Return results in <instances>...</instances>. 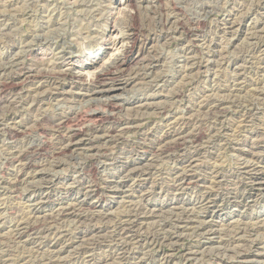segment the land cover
I'll use <instances>...</instances> for the list:
<instances>
[{
  "label": "rangeland",
  "instance_id": "1",
  "mask_svg": "<svg viewBox=\"0 0 264 264\" xmlns=\"http://www.w3.org/2000/svg\"><path fill=\"white\" fill-rule=\"evenodd\" d=\"M184 1L185 0L183 1L182 0H132L133 4L131 5L128 3V0H0V67L7 64V59H8L10 61L11 60L21 61L23 62L26 68L28 67L33 68V67L38 66V68L43 69L42 66L40 65H43V63L46 65L48 64L52 65L54 63H58L60 62L59 57H63V55H65V58H68L69 60H74L76 62L78 61L77 65L79 66L82 64L85 66L86 65L88 66L89 64H91L92 59L95 60L94 57L97 55L98 57L96 58V60L107 57V54L104 55V50L102 49V47H104L103 46L104 41H102L103 40L102 38L104 36L108 37V35H110V30H112L113 28L112 22L115 21L114 19L116 20L118 19L116 21L117 22V25H116L117 33L119 34L121 33L122 35L123 34L125 35L126 33L128 34V31H127L128 27L126 24L132 23L131 16L129 15L130 12H134L138 14V16L140 15V19H144V17L147 15L148 10H150L152 6H156V7L158 6L157 8L162 7L163 11H165V13L163 12V15L165 18L163 22L154 21L153 26H149V29L152 31V33L148 29H146L145 32L141 31L138 33V43L128 57L129 63L127 65V72L124 75V77L121 78L120 81L116 82V85L118 88L117 90H115V94L118 95L119 99H121V101H123L124 103V109H122L121 112L118 111V113L116 114L117 116H120L122 122H125L127 121V119L131 120V118H127V117H132L133 114L135 116L136 115L135 112L138 109L139 117H137V121L139 122H137L136 126H137V129L139 130L137 131V129H135L134 131L126 134L127 137L125 135L127 139L124 138L125 141L119 144L116 147V149L113 150L114 152L113 157L115 158V160L111 158L113 160L112 161L110 160V157H109L108 162H106L107 164L106 163L100 164L101 172H100V175H98V177H95L91 174L84 173V167L86 166L85 164H87V159L84 158L86 157L84 156L85 155L84 154L81 156V158H78L76 160H73V161L66 160V166L57 168L56 170L52 167H49L51 168L50 170L52 169L54 170L50 171L49 176H47L45 180L42 178L38 179V178H33V177H31L30 179L29 178L30 176L27 173L21 174L18 180L17 170L19 166L17 165L18 163L15 164L12 161L8 160L10 159L9 157H11L10 153L13 151L14 148L25 149L30 144L34 146H37V145L39 146L40 138H38V136H36V134L34 133V131L36 132L35 127L37 125L35 123H30L28 124L29 127L31 124H34V125H32L31 130L28 131L27 134H24L17 139H12L11 135H9V131H12L14 127L17 128L18 126L22 125L19 122H23L24 120H27L29 118V115L27 114H28V110L31 109V104L25 103L26 105L25 104L21 105V107L18 110L16 109L13 110L14 108L11 107L10 102H12L11 101L12 99L16 98V95H17L16 93L19 92L18 89L15 91L13 89L2 90L0 86V120H1L0 136H2L0 137L1 142H2L0 144V218L3 220V223H4L2 224V220L0 219L1 220L0 221V226H1L0 254L4 252V249L6 250L12 245V240H13V236L15 233L14 226L16 225L17 221L22 220L24 222H27V221L30 222L29 221L30 219L31 221H34L33 218H35V214L33 212L35 209L37 210L36 216L41 215L40 217H43L45 215H50L52 213H55L59 209L65 208L66 206L70 207L68 206L69 204L70 205L77 204V203L79 204V202H83V201L87 205L96 206L97 207L96 210L102 213L109 212V214H111L114 219L112 220L113 222L116 221V219H119L121 215L125 214L127 203L130 200L134 202L137 201V203H139L140 201L141 205H144V206L160 207V208H163L164 210L166 209L165 212L168 214L163 220H168L169 218L167 219V216H169L170 213L173 212L171 210L173 206L180 207L184 205L186 209H187V206L189 210L191 208L194 209L196 206V203H198L197 199H199V197L201 196L200 193H202V191H205L204 189H206L207 187L206 191L211 190L210 192L212 193V198L215 203H212L211 208L207 210L208 212L206 211L207 213L206 217L208 218L207 220H212L210 222L214 223L213 226H215L216 228H220L221 230L223 227V229H225L224 227H226L227 224H230L231 222H233V220L234 222L235 221L238 222L239 219L242 221V223H245V224L247 222H250L248 225L251 226L252 222L253 223L257 222V218L258 219L264 218V191L260 189L261 184L257 182L258 179L261 178L264 174V172H261V170L264 171V156H263L264 151L262 154H259L257 157H254L252 155L253 148L256 151L262 152L261 149H258L256 142H257V138L264 137V134H263L264 133L263 132L264 123H262L264 122V107H261L259 109L252 108V106L256 105V103L259 101V97L253 94L254 89L256 88L255 85H260L261 87L264 86L263 85L264 84V77H263L264 76V60H263L264 59V37L263 36L264 35L257 33L258 31L255 30L254 28V26L256 25H258L257 27H259L260 29L264 28V0H256L254 2H248V1L245 2V0H186L185 2ZM207 3L208 4L210 3V4L208 5ZM147 7H148V10H147ZM207 11L210 14L207 13ZM204 16L206 18H204ZM179 17H181V19H184L185 21L188 18V21L184 22L186 23V29L184 30L182 28L180 29V27H176L177 25L164 26V23L167 18H179ZM194 19L195 21H198L199 19L201 21H204L205 23L203 22L204 24L203 26L202 24L198 25L197 23H193ZM228 19L230 20L229 21L230 23L228 26H225L226 27L225 28L226 30H225L224 24H225V21ZM231 20H234V21H231ZM237 23H239V25ZM256 36H259V39L257 40L261 42V44L256 48L257 50L254 48L255 42L253 40V38L256 39ZM189 49L191 51H189ZM210 53L211 55H209ZM229 53L231 54V56ZM151 54H154L156 57L158 56L157 58L160 59V63L159 65H157L155 69V73H153V76L150 78V80H147L146 82L132 81L131 83L126 84L129 80L128 75L130 74V72L138 71L139 69L141 70L142 61L144 60V58H146L147 56ZM185 55L186 56L188 55V57H186ZM191 55L193 56V58ZM186 58H190V59H186ZM213 59L214 61H212ZM221 59H224V60H221ZM193 61L195 62V64ZM186 66H188V68ZM219 66L220 67L222 66V67L220 68ZM190 73L191 75L193 74L195 76L193 75L191 76ZM191 77L192 78L194 77V78L192 79ZM24 78L25 77H20L19 80H22ZM243 78L247 80L244 81ZM46 81L47 79L43 77L41 79H35L33 77H30V78H26L23 81L24 82L23 86H25L26 88H29V87H33V85H38L40 82H46ZM60 82H61V87L59 88L60 91L58 90L59 93L57 92L59 95H56V97H53V98H50L49 96H47L45 103L42 104V108L39 111L34 110V114L35 115L37 114L36 117L39 116L40 114H44V112H47V114L49 115L50 113L52 114L54 113V115H56L55 113L61 114L64 112L78 110V109H86L87 111L88 110L89 111L99 110L100 112H103V111L106 112V109H104L102 105H98L96 104V102L90 103L91 101H88V97H84L85 98L84 99L83 98L84 92L80 94L81 91L78 89V87L72 86L71 84L72 80L70 77L63 78V80H61ZM241 87H243L244 89H242ZM239 91L241 92L239 93ZM61 92L62 93L67 92L65 93V97L67 98H70V99L75 98L76 106L71 105L70 103L66 101H61V100L56 99L58 96L59 97L63 96L61 95ZM180 92L182 93V96L178 99L176 95ZM225 93L229 95H226ZM211 95L214 97H212ZM216 95H218L219 97L221 95L222 98L221 97L218 98V96ZM203 96L205 98L207 97L208 99L206 98V100L205 99L203 100ZM215 96L217 99L215 98ZM245 98L247 102H245ZM210 99L212 100L223 99V101H225L226 106L224 108L223 113L211 114L209 113L208 110H205V112L202 111L204 113L203 114L201 111L199 112V110H197L199 109L200 104L210 101ZM241 100L243 102L242 105H241ZM126 101L135 102V103H131L133 104V106H130V105H126ZM174 101H177V102H174ZM152 102H153L152 106H155V105L157 106L158 104V108L161 107V108H164V110H158L156 109V107H154L156 109L154 110V108L147 107L146 108L147 111H146L145 108L141 107L143 106L144 103L152 104ZM244 102L247 105H245ZM136 106H138L140 109ZM228 107L230 110L227 109ZM250 107L252 109H250ZM166 108H167V111H166ZM129 109L130 111H128ZM140 110H142L143 112ZM162 111H163V114H162ZM194 114L198 116L194 117ZM35 115L34 116L31 115L30 116L31 119H33ZM188 117H190V119L193 120L195 123L194 125L189 124V126H187V130L195 131L196 129V130H201L203 132V138L200 142L201 147L199 148L200 150L202 149L201 155L203 156H201L198 159V161L201 164L197 162V165L200 164L198 166L199 170L201 169L200 171L198 170L197 175L202 180V183L205 181L204 183L205 186L202 183H198L196 185L194 184L186 185L185 191L184 190L178 191V189L176 188L177 181L173 180V178L177 175L175 177L177 179L179 175L183 174L182 172L184 169L183 167H185L186 164L177 165L179 163H177L173 159L171 160L163 159L164 161L159 160L157 163L154 164L151 172H149V175H145L142 177L134 176V178L128 177L122 180V177L117 172L118 170L122 169L121 166L123 164H126L127 162L137 163L140 161H142L143 163L150 162L151 157L153 158V153H151L152 151L150 150L151 148L149 149V146L151 147L154 146L156 144V141L161 140V139H169V140L173 139L174 138L173 132L175 131V128H179L181 126L180 124L184 122L185 119H189ZM201 117L204 119V122H203V119H201ZM123 118L125 119L123 120ZM213 118L216 119L215 122H212L214 121ZM197 119H201V120H197ZM89 120L90 119L83 120L79 124V126H83V125L88 126L90 124L89 122L93 123L92 120L90 121ZM249 124H253V125H249ZM111 125H112L111 121H106L104 123H98L96 127L108 128ZM48 126L49 124H45V126L41 128L45 130L46 132V139L43 140V142H46L45 151L47 153H50L51 149L57 143V140L53 132V129H51L52 126L50 125V128ZM33 127L35 129H33ZM199 128H202V129H199ZM170 130L172 133L168 134L167 132H170ZM212 134L213 136H211ZM39 135L41 136V134ZM209 136L210 138H212V140L209 139ZM214 139H217V140H214ZM220 141H221V144H220ZM204 142L208 144V147H206L207 144H205ZM222 142H223V145H222ZM5 144L7 147L5 146ZM218 146L219 148L220 147L221 148L219 149ZM246 149H249V150L247 151ZM77 151L79 153H82L83 150H77ZM216 151L218 154L216 153ZM143 152L146 154H144ZM206 154H208V156H205ZM45 158L46 156L44 155L34 156V160H37V161L43 160ZM250 159L254 162H252ZM247 160L250 162H248ZM250 163L254 166L250 165ZM75 164L77 167L75 166ZM157 164H159L160 167L157 168ZM217 166L220 168H218ZM250 168H252L254 171L252 170L250 171L249 170ZM210 169H213L219 175L213 174L212 172H210ZM243 169L248 171V175L243 174V171H242ZM237 173H240V174H237ZM12 176L13 177L15 176V178H13ZM25 176L26 178H24ZM149 176L150 178H148ZM211 176L213 177L211 178ZM217 176L219 178L221 176V179L217 180L216 179ZM252 178L255 179L257 183L254 184V180ZM22 180H24V182ZM135 180L136 181L138 180V181L136 182ZM96 181L99 186V189H97L94 195L93 193H90L89 195L88 187L89 185L91 186L95 184ZM122 181H123V184L125 185L123 187L119 186V189H118V184H122L121 183ZM216 182H221L222 183L221 186L219 187V184L218 183L216 184ZM140 183L143 185L141 186V188L138 189L136 186ZM173 183L175 184V188H174ZM32 185H35V187L33 186L31 188L30 186ZM36 185H41V186L37 187ZM46 185H48L49 187L48 186L46 187ZM104 185L105 187H103ZM215 185H217L216 187L218 189L215 188ZM225 187H227L228 190ZM213 189H215V191ZM86 190H87V193H86ZM176 192L177 193L179 192V193L177 194ZM143 197H145V199ZM142 199L143 201H141ZM40 200H43V202L40 203L41 202ZM237 200H239L240 202H238ZM32 208H33V211H32ZM195 209L198 212H201L200 210H198V208H195ZM117 212H121L120 213L121 215L120 214L117 215ZM200 214L203 215V212H201ZM29 215L32 216V218ZM27 216H29L30 218ZM116 216H119V217L117 218ZM66 222H62V223L60 222L59 224H61V226L60 225L56 226L58 227L56 228V230L57 231H60L62 229L68 230L70 233V238L73 241H77L78 238L76 237H77V231H78V223L76 222L77 223L76 224L75 221L71 222V220L66 221ZM98 224L94 223L93 225H91V227L99 226ZM112 224L110 223L109 226H111ZM65 226L67 227L64 228ZM252 226L254 225L252 224ZM11 231L13 234L12 233L10 234ZM168 231L171 232L172 229H169ZM148 232H149V229L144 230L143 235L151 236L150 233ZM259 233L251 235V236H246L248 240L245 238L244 240L245 242H242L243 245L241 244L240 245L241 248L239 247L238 250L245 248V245L247 246V248H249L250 245H252L254 242H256L254 246L255 245H257V247L260 246L259 248L262 247L261 249L264 250V231L262 230ZM5 235L8 237H6ZM187 236L186 238H184V240L179 241V243L176 244L175 246L169 243L164 244L162 242H159L158 244L154 245L152 242L145 240L143 242V245L141 246V249L139 250L136 249L135 252L139 254V258H141L142 261H144L145 263L147 262L146 264H150V263L151 264H161L160 262L164 263L163 261L164 259H169L170 261L169 264H231L230 263L231 261H236L235 260L236 256L234 255L233 249L230 248V246H227L225 247V249H223L224 247L222 248L221 245L218 246L219 244H217L216 242H213V243H208L206 245L207 247H205L208 250L207 252L211 254L210 256L207 257V259L206 257H202V259L200 257V259L197 258L196 260L187 262L184 256L186 254V249L191 246H196L197 242L199 241V239H197L194 235H191V236L189 235L190 237L189 236L187 237ZM223 236L227 238H224ZM223 236L222 238H224V240L226 239L229 240L230 237H232L231 234H228L227 236L225 235ZM255 236L258 238H254ZM4 237H6V239ZM75 238L77 240H74ZM41 240L40 242L37 243V245L28 243V244H21L17 246L13 244V247L11 246L12 247L11 250L12 251L16 250V251L15 252L13 251L14 257L12 256L10 257V259L7 258L9 259L7 264H17V263L18 264H23V263L24 264H27V263L34 264L33 263L34 257L36 256L40 257L38 252L44 255L50 254L49 250H47L49 248L43 249V246L45 242L51 244L54 241V236L50 235L49 238L46 239V241L45 239L43 241ZM145 242L146 243L148 242L149 244H146ZM29 246L30 247L32 246V248H30ZM216 247L217 248L219 247V249H217ZM228 247L230 248L229 250H228ZM33 249H35L36 251ZM45 250H47L48 253H46ZM33 251L35 254L33 253ZM95 253L97 254V256H99V254L100 256H103V255H108V254H115L116 250L111 247H103L102 249L100 248L96 250ZM217 253L219 254V256ZM231 253L235 257V259ZM66 254L64 255L65 257H70L69 255H71V253H66ZM29 256H30V259H28ZM143 256L145 257V259ZM15 257H16V260L18 261L15 260ZM69 261H71L70 264H75V263L76 264H87L83 257H81V259L80 257H76L74 259L71 258L69 259Z\"/></svg>",
  "mask_w": 264,
  "mask_h": 264
},
{
  "label": "bare ground",
  "instance_id": "2",
  "mask_svg": "<svg viewBox=\"0 0 264 264\" xmlns=\"http://www.w3.org/2000/svg\"><path fill=\"white\" fill-rule=\"evenodd\" d=\"M247 1L248 2H254L256 0H245V2H247ZM128 3L131 4V5L133 4L132 3V0H128ZM157 7L156 6H152L150 8V6H149L150 10H148V7H147L148 12H147V15L144 17V19H140V15L138 16V14H136L134 12H130L129 15L131 16L132 23L130 22L131 24H126L127 27H128V30H127L128 31V34L126 33L125 35L124 34L122 35L121 33L120 34L117 33V28H116L117 22L116 21L118 19L117 20L114 19L115 21L112 22L113 23V28H112V30H110V35H108V37H105L104 36L102 38L103 39L102 41H104L103 46L105 47V48L102 47V49L104 50V55L107 54V57L100 58L99 60H96V58L98 57V55H97V56L94 57V59L96 61L92 59L91 64H89L88 66L87 65L85 66L83 64L79 66V65H77L78 61L76 62L74 60H69L68 58H65V55H63V57H59L60 62H58V63H54L52 65L51 64L50 65L49 64L46 65V64L43 63V65H40V66H42L43 69L38 68V66L37 67H33V68H31V67L26 68L24 66L23 62L17 61V60H11L10 61L8 59H7V64H5L4 66H1L0 67V86H1V89L2 90H5V89H13L14 91L18 89V91H19L18 93H16L17 95L15 94L16 95V98L15 99H12L11 100L12 102H10L11 107L14 108L13 110H15V109L18 110L21 107V105H23L25 103L31 104V109L28 110V108H27V110H28V114L27 115H29V118L27 120H24L23 122H19L22 125L18 126L17 128L14 127V129L12 131H9V135H11L12 139H17V138L21 137L22 135L27 134V132L31 130L32 125H34V124H31L30 127H29L28 124L35 123L37 126L35 127L36 129L33 127V129L36 130V132L34 131V133L36 134V136H38V138H40V144H39V146L38 145L37 146H34V145H31V144L30 145L28 144L29 146H27L26 148L24 147L25 149H22V148H14L13 149L12 148L13 149L12 152L9 150L11 152L10 153L11 155L9 154L11 157H9L10 159H8V160L12 161L15 164L18 163L17 165L19 166L18 167V170H17L18 171V174H17V179L18 180L20 178V175L23 174V173H27L30 176L29 177L30 179H31V177H33V178H38V179L39 178H42V179L45 180L47 178V176H49L50 171H52L54 169L56 170L57 168H60V167H63V166H66V160H72L73 161V160H76L78 158H81V156L84 155V154H85L84 156H86V157H84V156L83 157L87 159V164H85L86 166L84 167V173L85 174L86 173L87 174H91V175H93L95 177H98V175H100V172H101L100 171V164L101 163L104 164V163L108 162L109 157H110V160H112L111 158H113L115 160V158L113 157L114 156L113 150L116 149V147L119 144H121V143H123L125 141L124 138L127 137L126 134H128V133L134 131L135 129H137L136 124H137V122H139V121H137V117H139V115H138V112H139L138 109H137V111L134 110V111H136L135 112L136 113L135 116L133 114L132 117H127V118H131V120L127 119V121L122 122L120 116H117L116 113H118V111L121 112L122 109H124V103H123V101H121V99H119V96L115 94V90H117V88H118L117 85H116V82L117 81H120L121 78H123L124 75L127 72V65L129 63L128 57H129V55L131 54V52L133 51V49L136 47V45L138 43V33L141 32V31L145 32L146 29H148L152 33V31L149 29V26H153L154 21H157V22L161 21V22H163V20L165 19L164 18V15H163V12L165 13V11H163L162 7H159V8H157ZM205 9H206V7H205ZM207 10H208V8H207ZM122 11H120V12H122ZM160 12H162V13H160ZM214 12H215V10H214ZM202 13H204V12H202ZM207 13H209V12L207 11ZM113 16H114V14H113ZM205 16H207V15H205ZM205 16H204V18H206ZM186 21H188V18H187ZM186 21L184 19H181V17H179V18H167L166 21H165V23H164V26H166V25L167 26L177 25L176 27H180V29L182 28L184 30V29H186V23H184ZM229 21L230 20L228 19V20L225 21V24L223 23L224 24V29L226 28L225 26H228L229 25V23H230ZM231 21H234V20H231ZM203 22L204 21H201L199 19H198V21H195V19H194V22L193 23H197L198 25H201L202 24V26H203L204 25ZM237 24L239 25V23H237ZM155 25H156V23H155ZM257 26L258 25L254 26L255 30L258 31L257 33H260V34L264 35V28L260 29ZM156 28H157V26H156ZM257 39H259V36H256V39L253 38V40L255 42L254 43V48L255 49L261 44V42L258 41ZM248 44H250V43H248ZM251 46H252V44H251ZM189 51H191V50L189 49ZM216 52H218V51H216ZM188 55H189V53H188ZM188 55L187 56L185 55V56L188 57ZM209 55H211V53ZM191 56H189V57H191ZM230 56H231V54H230ZM157 57L154 54H151V55L147 56L146 58H144V60L142 61V64H141L142 65L141 70L139 69L138 71H131L130 74L128 75L129 80H128V82L126 84L131 83L132 81H134V82L135 81H140V82L143 81V82H146L147 80H150V78L153 76V73H155V69H156L157 65H159V63H160V59L157 58ZM192 58H193V56H192ZM186 59H190V58H186ZM250 59H252V58H250ZM221 60H224V59H221ZM212 61H214V59ZM255 61H256V59H255ZM209 62H208V64H209ZM251 63H252V61H251ZM194 64H195V62H194ZM235 65H237V64H235ZM186 67L188 68V66H186ZM181 68H183V67H181ZM189 68H191V67H189ZM190 75H191V73H190ZM244 75H245V73H244ZM261 75H262V73H261ZM193 76H195V75H193ZM18 77L19 78L20 77H25V78L22 79V80H19ZM30 77H33L35 79H41L43 77V78H46L47 81L46 82H40L38 85H33V87L26 88L25 86H23L24 85V82L23 81L26 78H30ZM66 77H70L71 78V80H72V82H71L72 86L73 87H78V89L81 91L80 94H82V92H84L83 98L84 97H88V101H91L90 103L96 102V104L102 105V107L104 109H106V112L105 111L100 112L99 110H93V111L92 110H90V111L88 110L87 111L86 109H78V110H72V111L64 112V113H61V114L55 113L56 115H54V113L53 114L50 113V115H49V114H47V112H44V114H40L39 116L36 117L37 114L36 115L34 114V110L35 111L36 110L39 111L42 108V104L45 103V100H46V97L47 96H49L50 98H53V97H56V95H59L58 94L59 91H60L59 88L61 87V82L60 81L63 80V78H66ZM159 77H157V78H159ZM160 79H162V78H160ZM243 79H244V81L247 80V79L245 80V78H243ZM234 86H236V85H234ZM255 86H256V88L254 87L255 89H254V93L253 94L254 95H257V97H259V101L257 99V101L259 103L256 101L258 104L256 103V105H253L252 108L253 109L254 108H258L259 109L261 107H264V88H263L264 86H262V87L260 85H255ZM243 87H241V88L244 89ZM242 89H240V90H242ZM240 92L241 91H239V93ZM65 93H67V92H65ZM65 93L64 92L63 93L61 92V95H63L64 97L63 96H61V97L58 96L56 99L61 100V101H66V102L70 103L71 105L76 106V99L75 98L70 99V98L65 97ZM180 93H178L177 95L175 94L178 97V99L182 96V93H181V95H180ZM208 95H210V94H208ZM208 95H206V96H208ZM226 95H229V94H226ZM201 96H202V94H201ZM216 96H218V95H216ZM216 96H215V98H216ZM240 96H242V95H240ZM212 97H214V96H212ZM220 97H221V95H220ZM220 97L218 96V98H220ZM223 97H224V95H223ZM206 98L203 96V100L204 99L206 100ZM176 100H177V98H176ZM254 100H255V98H254ZM174 102H177V101H174ZM207 102H209V103H207ZM207 102H205L203 104H200L199 105V109H197V110H199V112L200 111L201 112L202 111L205 112V110H208L209 113H211V114H221V113H223L224 108L226 106V103H225V101H223V99H221V100H212V99H210V101H207ZM245 102H247L246 101V98H245ZM245 102H244V104H245ZM131 103H135V102L126 101V105L133 106V104H131ZM242 103L243 102L241 100V105H242ZM152 105H153V102H152V104H147V103L145 104L144 103L143 106H141V107L142 108H145V109L147 107H151V108L156 107V109H158V110H164V108H161V107L158 108V104H157V106L155 104H154L155 106H152ZM245 105H247V104H245ZM71 107H73V106H71ZM136 107H138V106H136ZM252 108L250 107V109H252ZM156 109L154 108V110H156ZM227 109H229V107ZM128 111H130V109ZM140 111H142V110H140ZM146 111H147V109H146ZM166 111H167V108H166ZM144 112H145V110H144ZM159 112H161V111H159ZM245 112H247V111H245ZM256 113H257V111H256ZM162 114H163V111H162ZM31 115L32 116L35 115V117H33V119H31V117H30ZM118 115H120V114H118ZM198 115H199V113H198ZM198 115L194 114V117L195 116H198ZM261 116H262V114H261ZM202 117H201V119L204 118V117L203 118ZM215 117H217V116H215ZM125 118H123V120ZM188 118L189 119H185L184 122H182V123L179 121L181 123L180 124L181 126L179 128H175V131L173 132V134H174V138L173 139L169 140V139H161L160 138L161 140L156 141V144L154 146H152V147L149 146V149L151 148L150 150L152 151L151 153H153V158L151 157V160L149 159L150 162L143 163L142 161H140V162H137V163L136 162H131V163H128L127 162L126 164H123L121 166L122 169L121 170H118V172H117L122 177V180L123 179H126L128 177H133L134 178V176L135 177H137V176L142 177V176H145V175H149V172H151L152 167L159 160L161 161L163 159H170V160L173 159L177 163H179L177 165L186 164L185 167H183L184 168L183 171L181 170L183 172V174L179 175L177 177V179L175 178L177 175L174 177L175 179L173 178V180H176L177 181V187L176 188L178 189V191H183V190L185 191V189H186L185 186L186 185H193V184L196 185L198 183H202V180L200 179V177L197 174H198V170H199V167L198 166L201 164L198 161V159L201 156H203V155H201L202 154V152H201L202 149L201 150L199 149L201 147V145H200L201 143L200 142H201V140L203 138V132L201 130H196V129H195V131L194 130L188 131L187 130V126H189V124H193L194 125V123H195L193 120L190 119V117H188ZM192 118H193V116H192ZM252 118H254V117H252ZM85 119H90V120L93 121V123L89 122L90 124L88 126L87 125L79 126V124L83 120H85ZM201 119H197V120H201ZM213 120L214 121H212V122H215L216 121V119H214V118H213ZM217 120H218V118H217ZM106 121H111L112 122V125L109 126L108 128L96 127L98 123H104ZM249 121H251V120H249ZM3 122H4V120H3ZM203 122H204V119H203ZM262 123H264V122H262ZM45 124H49V126H48L49 128H50V125L52 126L51 129H53V132H54V134L56 136V140H57V143L51 149L50 153H47L45 151V149H46V142H43V140L46 139V132H45V130L42 129L45 126ZM253 124H249V125H253ZM0 125H1V120H0ZM198 125H197V127H198ZM195 128H196V126H195ZM199 129H202V128H199ZM253 129H254V127H253ZM138 130L139 129H137V131ZM218 130H219V128H218ZM167 133L170 134L172 132L170 130V132H167ZM218 133H220V132H218ZM39 134H41V136ZM50 134H52V133H50ZM209 134H211V133H209ZM125 135H126V137H125ZM211 136H213V134ZM0 137H2V136H0ZM214 137H215V135H214ZM41 139H42V141H41ZM209 139L212 140V138H210V136H209ZM254 139H256V138H254ZM214 140H217V139H214ZM234 142H236V141H234ZM1 143L2 142H1V139H0V144ZM11 143H12V141H11ZM256 143H257L256 145H257L258 149H261L262 152L256 151L253 148L252 149L253 150L252 155L254 157H257L259 154H262L263 153V151H264V137L257 138V142ZM202 144H203V142H202ZM205 144H207V143H205ZM220 144H221V141H220ZM222 145H223V142H222ZM5 146H6V144H5ZM17 147H19V146H17ZM206 147H208V144H207ZM218 148H219V146H218ZM211 149H213V148H211ZM249 149H246V150L248 151ZM77 150H83L84 153H83V151H82V153H79ZM146 151H147V149H146ZM216 153H217V151H216ZM144 154H146V153H144ZM35 155H38V156H43L44 155V156H46V158L43 159V160L37 161V160H34V156ZM205 156H208V154H206ZM263 156H264V154H263ZM212 157H214V156H212ZM197 162H199L200 164L197 165ZM248 162H250V161H248ZM252 162H254V161H252ZM69 163H71V162H69ZM164 163H166V162H164ZM250 165H252V164L250 163ZM75 166H76V164H75ZM161 166H163V165H161ZM247 166H249V165H247ZM252 166H254V165H252ZM49 167H52L54 169L50 170L51 168H49ZM158 167H160L159 164H157V168ZM200 167H202V166H200ZM15 168H17V167H15ZM218 168H220V167H218ZM241 168H243V167H241ZM256 168H257V166H256ZM249 170L250 171L251 170L254 171L252 168H250ZM257 170H259V169H257ZM238 171H240V170H238ZM242 171H243V174L248 175V171L247 170H244L243 169ZM207 172H209V171H207ZM210 172H212L215 175H219L213 169H210ZM261 172H264V171L261 170ZM156 173H157V171H156ZM173 174H174V172H173ZM202 174H204V173H202ZM237 174H240V173H237ZM256 174H258V173H256ZM51 175H53V174H51ZM158 175H160V174H158ZM212 177L213 176H211V178ZM217 177H216L217 180L221 179V176H220V178L219 177L217 178ZM13 178H15V176ZM24 178H26V176ZM106 178H108V177H106ZM148 178H150V176ZM201 178H203V177H201ZM236 178H238V177H236ZM142 180H144V179H142ZM253 180H254V184L257 183V182H259L261 184L260 185V187H261L260 189L264 191V174H263V176L261 178L258 179L257 182H256L255 179H253ZM12 181H11V183H12ZM22 181L24 182V180H22ZM119 181H120V179H119ZM214 181H216V180H214ZM222 181H223V179H222ZM121 183L122 184H118V189H119V186L120 187L121 186L123 187L125 185V184H123V181ZM144 183H145V181H144ZM204 183H205V181L202 184H204ZM217 183L219 184V187L222 184L221 182H216V184ZM142 185L143 184L140 183L136 187L139 189V188H141ZM199 185H201V184H199ZM33 186L35 187V185H32L30 187L32 188ZM36 186L37 187H40L41 185H36ZM47 186L48 185H46V187ZM204 186H205V184H204ZM216 186L217 185H215V188H217ZM238 186H240V185H238ZM42 187H43V185H42ZM103 187H105V185ZM153 187H152V189H153ZM210 187H211V185H210ZM163 188H162V190H163ZM174 188H175V184H174ZM225 188L227 189V187H225ZM12 189H13V187H12ZM14 189H16V188H14ZM97 189H99V186H98L97 181H96L95 184H93L91 186L89 185V187H88V193H89V195H90V193H93V195H94V193L97 191ZM116 189H117V187H116ZM206 189H207V187H206ZM206 189H204L205 191H202V193H200L201 196L199 197V199H197L198 200V203H196V206H195V208H198V210H200L201 212H203V215H201L200 214L201 212H198L195 208L194 209L191 208L189 210L188 209V206H187V209H186V207L181 204L182 206H180V207H177V206L176 207H174V206L172 207L171 210L173 212L170 210L172 213H170V215L167 216V219L169 218L168 220H163L166 217V215L168 214V213L165 212L166 209L164 210L163 208H160V207L144 206V205H141V202L140 201H139V203H137V201L134 202V201H131V200L127 203V208H126L125 214L121 215L120 214L121 212H117V215L120 214L121 216L120 217L119 216H116L117 218L119 217V219H116V221H114V222L112 221L114 219H113L112 215L109 214V212L108 213H105L103 211L104 213H102V212L96 210V208H97L96 206L87 205L84 201L83 202H79V204L77 202H76L77 204H72V205L69 204L68 206H70V207H67V206L65 207L64 206L65 208H61L59 210L57 209L58 210L57 212L54 211L55 213H52V214L49 213L50 215H45L46 214L45 213L44 214L45 216H43V217H40L41 215L40 216L39 215L36 216L37 210L35 209L34 212H33L35 214V218H33L34 221H31V219L29 220L30 222L27 221L28 219L25 220L27 222H24L22 220L17 221L16 225L14 226L15 227V230H14L15 233H14V236H13V240L11 239L12 237L10 238L12 240V245L11 244L10 245L12 247H13V244L14 245H17V246H19L21 244H28V243H32V244H36L37 245V243L40 242V240L42 238H44L45 241H46V239H48L49 236L52 235V236H54V241L51 244L45 242L44 243V246L41 245V246H43V249L49 248L47 250H49V253L50 254H48V255L45 254L44 255V254L38 252V254H39L40 257H38V256L34 257V259H33V263L34 264H70L71 261H69V259H71V258L74 259L76 257H80V259H81V257H83L84 260H85V262L87 264H146L147 262L145 263L144 261H142L141 258H139V254L135 252L136 249H138V250L141 249V246L143 245V242L145 240L152 242L154 245L155 244H158L159 242H162L164 244L165 243L166 244L169 243V244H172L173 246H175L176 244L179 243V241L184 240V238H186L187 235L188 236L189 235L190 236L191 235H194L197 239H199V241L197 242L196 246H191V247H189V248L186 249V254L184 256H185L187 262L192 261V260H196L197 258L200 259V257H201V259H202V257H206V259H207V257L210 256L211 254L207 252L208 250L205 248V247H207L206 245L208 243L216 242L217 244H219L218 246L221 245L222 248L224 247L223 249H225V247H227V246H230V248L233 249V253L236 256V259L233 256V254L232 253L231 254H232V256L234 257V259L236 261H231L230 262L231 264H264V261H262V260H264V250L261 249L262 247L259 248L260 246L259 247H257V245L254 246V244H256V242H254L252 245H250L249 248H247V246L245 245V248H242L241 250H238V248L240 247V245L242 244V242H245L244 240H245L246 236H251V235H254V234H258L262 230L264 231V218H259V219L257 218V222L256 223H253L252 222L251 223V226L248 225L250 222H247L245 224V223H242V221L240 219H239L238 222L237 221L234 222V220H233V222H231L230 224H227L226 227H224L225 229H223V227H222L223 230L222 229L220 230V228H216L215 226H213L214 223L210 222L212 220H207L208 218L206 217V215H207L206 211L209 210L211 208V206H212V203H215V202H214V200L212 198V193L210 192L211 190L210 191H206ZM213 190L215 191V189H213ZM243 190H244V188H243ZM20 192H22V191H20ZM47 193H48V191H47ZM86 193H87V190H86ZM142 193H144V192H142ZM13 194H14V192H13ZM231 194H233V193H231ZM143 196H144V194H143ZM37 197H39V196H37ZM143 198L145 199V197H143ZM239 200H237V201L240 202ZM40 201H41L40 203L43 202V200H40ZM49 201H50V199H49ZM141 201H143V199ZM34 205H35V203H34ZM32 211H33V208H32ZM123 211H122V213H123ZM29 216H27V217H29ZM30 217L32 218V216H30ZM70 220H71V222L72 221H75V223L76 222L78 223V231H77V237H76V238H78V240L76 238L74 239V240H77V241H73L70 238V233H69L68 230H63V229H62L63 231L62 230H60V231H57L56 230V228H58L56 226H58V225L61 226V224H59L60 222L62 223V222L70 221ZM214 222H215V220H214ZM13 223H15V222H13ZM94 223H97V224L100 223V224H98L99 226H93V227H91V225H93ZM110 223L111 224L113 223V224L111 226H109ZM2 224H4L3 223V220H2ZM252 224L254 226H252ZM66 227L67 226H65L64 228H66ZM72 227H73V225H72ZM0 229H1V226H0ZM146 229H149V232L148 233H150L151 236H144L143 235L144 234L143 231L146 230ZM169 229H172V231L169 232L168 231ZM11 233H12V231L10 232V234ZM73 234H74V232H73ZM228 234H231L232 237L229 236L230 237V239L228 238L229 240H227V239L224 240V238H227V237H224L223 235L227 236ZM222 236L224 238H222ZM6 237H8V236H6ZM6 237H4V238L6 239ZM254 238H258V237L255 236ZM0 239H1V237H0ZM26 239H27V241H26ZM44 239H42L41 241H43ZM246 239L248 240V238H246ZM146 244H149V243L147 242ZM11 246L9 248H7L6 250L3 248L4 249V252H2V254H0V264H7V262L10 259V257H12L14 255L13 254V251L14 250L13 251L11 250L12 249ZM163 246H161V247H163ZM103 247H111V248H114L116 250V253L115 254H108V255H103L102 254L103 256H100V254H99V256H97V254L95 253L96 250H98L100 248L102 249ZM30 248H32V246ZM33 248H35V247H33ZM230 248L228 247V250ZM217 249H219V247ZM33 250H35V249H33ZM47 250H45L46 253H48ZM216 251H214V252H216ZM223 252H225V251H223ZM30 253H32V252H30ZM33 253H34V251H33ZM66 253H71V255H69L70 257H65L64 255ZM22 255H23V253H22ZM26 255H28V254H26ZM66 255H68V254H66ZM15 256H17V255H15ZM30 256L28 257V259H30ZM218 256H219V254H218ZM24 257H23V259H24ZM149 257H150V255H149ZM7 258H9V259H7ZM144 259H145V257H144ZM147 259H148V257H147ZM212 259H213V257H212ZM224 259H225V257H224ZM15 260H16V257H15ZM16 261H18V260H16ZM163 261H164V263H162V262H160V263L161 264H169V262H170L169 259H164ZM10 263H12V262H10Z\"/></svg>",
  "mask_w": 264,
  "mask_h": 264
}]
</instances>
